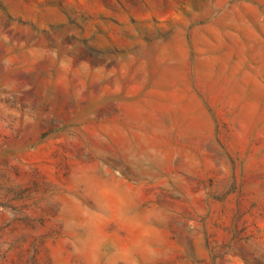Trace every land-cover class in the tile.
<instances>
[{
	"label": "rangeland",
	"instance_id": "374dc122",
	"mask_svg": "<svg viewBox=\"0 0 264 264\" xmlns=\"http://www.w3.org/2000/svg\"><path fill=\"white\" fill-rule=\"evenodd\" d=\"M0 264H264V0H0Z\"/></svg>",
	"mask_w": 264,
	"mask_h": 264
},
{
	"label": "clouds",
	"instance_id": "9594fccd",
	"mask_svg": "<svg viewBox=\"0 0 264 264\" xmlns=\"http://www.w3.org/2000/svg\"><path fill=\"white\" fill-rule=\"evenodd\" d=\"M148 251H149V253H150L151 255H155V250H154V249H148ZM126 255H127V253H126Z\"/></svg>",
	"mask_w": 264,
	"mask_h": 264
}]
</instances>
